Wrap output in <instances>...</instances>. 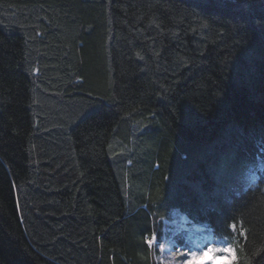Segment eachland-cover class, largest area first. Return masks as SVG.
<instances>
[{
	"label": "trees",
	"instance_id": "obj_1",
	"mask_svg": "<svg viewBox=\"0 0 264 264\" xmlns=\"http://www.w3.org/2000/svg\"><path fill=\"white\" fill-rule=\"evenodd\" d=\"M262 164L264 0H0V264H264Z\"/></svg>",
	"mask_w": 264,
	"mask_h": 264
},
{
	"label": "rangeland",
	"instance_id": "obj_2",
	"mask_svg": "<svg viewBox=\"0 0 264 264\" xmlns=\"http://www.w3.org/2000/svg\"><path fill=\"white\" fill-rule=\"evenodd\" d=\"M263 150V149H262ZM180 230H185L183 232L185 239L187 240V245H177L174 241L175 236ZM164 231L166 232V237L162 240V244L158 245L160 251L156 255L157 264H179L176 257L178 256V250L187 251L188 248L195 250V245H205L211 242L216 248L229 247L223 240L212 239L205 236L203 230L197 226L190 225L184 216H181L177 212H172L169 219L164 221ZM151 246L155 245V240L152 238ZM230 248V247H229ZM232 249V248H231ZM201 250H203L201 248ZM213 254L205 256L203 259L205 261H211ZM214 264H231L234 260L233 249L231 252H218L215 253Z\"/></svg>",
	"mask_w": 264,
	"mask_h": 264
},
{
	"label": "snow or ice",
	"instance_id": "obj_3",
	"mask_svg": "<svg viewBox=\"0 0 264 264\" xmlns=\"http://www.w3.org/2000/svg\"><path fill=\"white\" fill-rule=\"evenodd\" d=\"M261 170H264V164L261 165ZM231 227L235 228V225ZM243 235V232H241ZM148 244H152V240L146 241ZM201 248L203 250H201ZM232 249L229 247L216 248L211 242H208L205 245L196 244L195 250L188 248L187 251L178 250V256L176 257L179 264H214L215 253L218 252H231ZM209 254H213L211 261H205L203 258Z\"/></svg>",
	"mask_w": 264,
	"mask_h": 264
}]
</instances>
